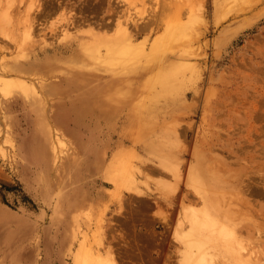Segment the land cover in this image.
Returning a JSON list of instances; mask_svg holds the SVG:
<instances>
[{"label": "rangeland", "instance_id": "rangeland-1", "mask_svg": "<svg viewBox=\"0 0 264 264\" xmlns=\"http://www.w3.org/2000/svg\"><path fill=\"white\" fill-rule=\"evenodd\" d=\"M193 210L264 264V0H0V264H184Z\"/></svg>", "mask_w": 264, "mask_h": 264}, {"label": "bare ground", "instance_id": "bare-ground-1", "mask_svg": "<svg viewBox=\"0 0 264 264\" xmlns=\"http://www.w3.org/2000/svg\"><path fill=\"white\" fill-rule=\"evenodd\" d=\"M30 25H31V28L30 29L28 28V31L26 33L27 36H32L35 33V28L33 27L32 24H30ZM68 31H69V28L66 26L62 30V33L64 35H68ZM173 34H174V32L172 31L171 35L173 36ZM107 44H109V42H107ZM164 77L165 76H163V77L160 76L159 79L162 83L165 82L167 84L168 79H167V77L166 78H164ZM4 86L7 89V91H9L8 89L10 88L9 87L10 85H9L8 80L6 82H4ZM6 89H4V90H6ZM199 217H200L199 214L193 210L192 215L189 218V220L191 222V225H190L191 227H190V231L188 232V234L193 239L192 240L189 239L188 241H186L187 248H186V251L184 252V257H183L184 264H215L216 262L212 259V257H209L207 252L205 251V244H207V242H209V241H212L213 238L219 239V237H223V238L226 236L229 237L228 233L226 231H223V230L218 231L217 229L215 232L214 229L213 230L211 229V232L210 233L208 232L209 234H204L205 231H203V229H204V227H206V225L208 223L206 221H204L205 219L202 220L203 218L200 219ZM220 228H222V227H220ZM193 234H196L197 236L193 237ZM222 245H223V242H222ZM219 246H221V245H219ZM226 248L228 249L229 247L226 246ZM194 250H197L198 253L197 252L193 253ZM232 253H233V251H232ZM236 257L237 256H235V258ZM74 264H110V263H108L107 260L102 258L100 255H94L93 252L90 249H88V247L86 245H82L81 249L79 251H77V253L74 257Z\"/></svg>", "mask_w": 264, "mask_h": 264}]
</instances>
